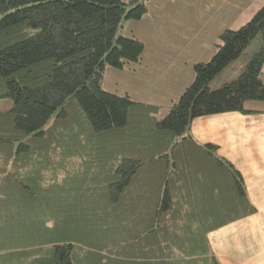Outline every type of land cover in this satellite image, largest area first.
<instances>
[{
  "label": "trees",
  "instance_id": "trees-1",
  "mask_svg": "<svg viewBox=\"0 0 264 264\" xmlns=\"http://www.w3.org/2000/svg\"><path fill=\"white\" fill-rule=\"evenodd\" d=\"M143 0H0V264H220L208 234L256 211L242 176L193 119L264 101V4L225 29L210 60L161 106L101 86L140 62L117 36ZM259 36L240 74L214 78Z\"/></svg>",
  "mask_w": 264,
  "mask_h": 264
},
{
  "label": "rangeland",
  "instance_id": "rangeland-1",
  "mask_svg": "<svg viewBox=\"0 0 264 264\" xmlns=\"http://www.w3.org/2000/svg\"><path fill=\"white\" fill-rule=\"evenodd\" d=\"M241 1V7L246 8L248 0ZM143 2L147 10L142 17L137 20L122 18L116 32L117 36L135 37L144 44L141 61L122 68L106 64L101 86L108 92L127 94L135 101L161 106L156 117L162 120L168 114L170 104L177 101L193 82L194 65L206 62L213 56L220 33L225 29L239 28L260 7L247 15L237 10L238 0ZM260 46V37L256 36L244 54L225 67L210 87L218 88L237 77ZM262 76L264 79V70ZM253 105L261 107L258 103ZM10 106L9 99H0V110Z\"/></svg>",
  "mask_w": 264,
  "mask_h": 264
},
{
  "label": "crops",
  "instance_id": "crops-1",
  "mask_svg": "<svg viewBox=\"0 0 264 264\" xmlns=\"http://www.w3.org/2000/svg\"><path fill=\"white\" fill-rule=\"evenodd\" d=\"M247 2L246 8H242L243 2L238 0L237 8L247 15L264 4V0ZM263 70L264 65L262 74ZM248 103L252 104L246 108L252 112L197 117L188 130L196 143L215 145L218 156L240 172L248 198L256 208L253 214L208 234L220 264H264V101ZM257 103L261 107L253 105Z\"/></svg>",
  "mask_w": 264,
  "mask_h": 264
}]
</instances>
